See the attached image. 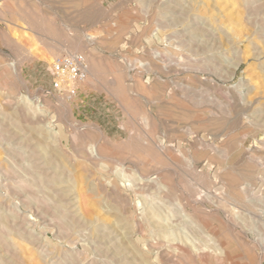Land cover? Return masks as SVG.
<instances>
[{
  "label": "rangeland",
  "instance_id": "374dc122",
  "mask_svg": "<svg viewBox=\"0 0 264 264\" xmlns=\"http://www.w3.org/2000/svg\"><path fill=\"white\" fill-rule=\"evenodd\" d=\"M0 157V264H264V0H0Z\"/></svg>",
  "mask_w": 264,
  "mask_h": 264
},
{
  "label": "built area",
  "instance_id": "2783aa9c",
  "mask_svg": "<svg viewBox=\"0 0 264 264\" xmlns=\"http://www.w3.org/2000/svg\"><path fill=\"white\" fill-rule=\"evenodd\" d=\"M52 89L72 98L76 95L75 84L88 75L87 58L82 53L62 55L51 64Z\"/></svg>",
  "mask_w": 264,
  "mask_h": 264
},
{
  "label": "bare ground",
  "instance_id": "6f19581e",
  "mask_svg": "<svg viewBox=\"0 0 264 264\" xmlns=\"http://www.w3.org/2000/svg\"><path fill=\"white\" fill-rule=\"evenodd\" d=\"M94 35V34H93ZM88 38L89 39H92L93 37H92V34L91 35H88ZM80 41V40H79ZM79 41L78 40H72L71 41V45H69V46H63V48H61V49H59V48H57V53H59V51H64V52H66V53H68V54H72L71 53V50H72V48L73 47H75L74 46V44H78L79 43ZM46 59L49 61V62H51L52 61V57L50 56V57H48V56H46ZM54 61V60H53ZM147 148V147H146ZM95 151V150H94ZM97 153V152H96ZM99 155V154H98ZM4 157V156H3ZM1 158V157H0ZM2 161V160H1ZM8 171V170H7ZM143 177V176H142ZM157 178V177H156ZM147 179V178H146ZM155 180H157L158 181V179H155ZM147 181L149 182V183H154V182H156V181H154L153 180V178L152 179H147ZM167 182V181H166ZM144 182H143V180H142V183L141 184H143ZM157 183H159V181L157 182ZM168 184V183H167ZM144 185V184H143ZM151 185H153V184H151ZM146 186V185H145ZM156 186V185H155ZM165 187H166V184L164 185ZM138 188V187H137ZM168 188V187H167ZM169 190V189H168ZM165 193V192H164ZM172 193H173V191H172ZM74 197V196H73ZM199 197V196H198ZM72 205V204H71ZM216 229V228H215ZM218 236V235H217ZM216 238H219V237H216ZM185 253V252H184ZM231 255V254H230ZM182 256H184V255H182ZM232 257V256H231ZM12 263V262H11Z\"/></svg>",
  "mask_w": 264,
  "mask_h": 264
}]
</instances>
